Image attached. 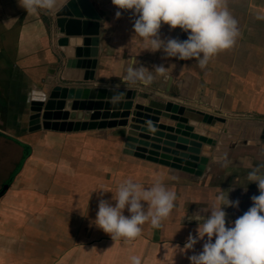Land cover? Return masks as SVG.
Segmentation results:
<instances>
[{"label":"crops","instance_id":"crops-1","mask_svg":"<svg viewBox=\"0 0 264 264\" xmlns=\"http://www.w3.org/2000/svg\"><path fill=\"white\" fill-rule=\"evenodd\" d=\"M88 1L101 17L99 34L90 36L98 42L84 46L89 61L97 62L93 83L138 87L149 98L137 97L135 104L158 105L168 98L225 122L209 125L203 115L185 113L190 125L217 144L202 143V161L182 169L123 153L127 127L29 132L33 87L55 85L58 54L67 48L58 45L60 38L53 36L43 11L29 15L18 0H0V141L21 149L18 159L17 151L8 154L10 150L0 148V264H131L133 255L142 264H189L193 250L180 252L189 234H196L197 221L189 218L210 208L221 189L239 201L238 207L224 209L229 221L243 215L252 206L251 197L259 195L248 174L264 165V14L234 13L236 43L201 69L195 60L149 51L132 31L131 13L117 19L111 0ZM160 35L184 40L188 34L162 25ZM78 39L82 45L83 38ZM133 59L150 70L164 64L167 79L158 76L147 87L126 82ZM128 179L146 189L162 183L175 192V206L159 228L145 223L135 240L114 241L94 224L99 191L111 200ZM202 245L197 243L194 251Z\"/></svg>","mask_w":264,"mask_h":264},{"label":"clouds","instance_id":"clouds-1","mask_svg":"<svg viewBox=\"0 0 264 264\" xmlns=\"http://www.w3.org/2000/svg\"><path fill=\"white\" fill-rule=\"evenodd\" d=\"M62 0H18L19 6L29 15L42 11L53 14L61 7ZM117 9L118 19L123 12H130L132 31L143 38L151 52L163 51L165 58L195 60L204 69L209 60L218 53L234 46L239 36L238 22L231 15L227 0H111ZM162 25L170 30L176 28L187 33V39H162ZM133 59L128 66L124 80L145 87L158 76L164 77V64L153 65L151 70ZM124 92L114 91L112 100L119 101ZM264 165H258L248 174L250 183H256L258 196H252V206L235 220L229 221L224 210L238 207L239 201L221 194L210 208L202 210L195 219V235L189 234L180 252L193 250L188 256L189 264H264ZM95 226L109 234L116 241L121 238L131 242L142 233L145 223L159 228L161 221L171 214L176 194L160 182L151 188H144L131 179L119 184L111 200L103 199L100 190ZM228 192V191H227ZM127 210L128 215H125ZM206 238V239H205ZM203 241L202 250L194 246ZM131 264H142L141 257H130Z\"/></svg>","mask_w":264,"mask_h":264},{"label":"water","instance_id":"water-1","mask_svg":"<svg viewBox=\"0 0 264 264\" xmlns=\"http://www.w3.org/2000/svg\"><path fill=\"white\" fill-rule=\"evenodd\" d=\"M45 14L53 36L60 38L58 45L67 49L63 50L64 55L58 54L60 73L55 85L48 90L38 85L33 87L29 132L127 127L123 153L176 169H182L183 164L197 166L196 162L202 161L199 157L202 143L216 146L217 140L190 125L185 113H199L203 115V123L209 125L225 122L224 118L168 98L158 105L135 104L137 97L149 98L138 87L93 83L97 62L89 61L85 47L98 42L90 36L99 34L101 17L93 12L88 0H62L58 11ZM78 38H83L82 45ZM67 55L69 58L63 61ZM117 90L125 95L113 101L111 98ZM91 110L94 112L90 113ZM162 119L170 120L173 125L161 122ZM163 137L165 141H161Z\"/></svg>","mask_w":264,"mask_h":264},{"label":"rangeland","instance_id":"rangeland-1","mask_svg":"<svg viewBox=\"0 0 264 264\" xmlns=\"http://www.w3.org/2000/svg\"><path fill=\"white\" fill-rule=\"evenodd\" d=\"M246 2H248V4H246ZM262 3H264V0H227V4H228L227 7L230 8L229 11L232 16L234 15V13L237 15L240 12V9L242 10V12H244L245 10L246 13L250 12L254 14L263 15L264 14V4ZM1 141H0V148H3V149L6 148L10 150V153L8 154H11V153L15 154L17 151V158L19 159L21 149L17 147L16 145H14L13 143L1 144V143H4L3 141L2 142Z\"/></svg>","mask_w":264,"mask_h":264},{"label":"trees","instance_id":"trees-1","mask_svg":"<svg viewBox=\"0 0 264 264\" xmlns=\"http://www.w3.org/2000/svg\"><path fill=\"white\" fill-rule=\"evenodd\" d=\"M187 39V38H184V40Z\"/></svg>","mask_w":264,"mask_h":264}]
</instances>
